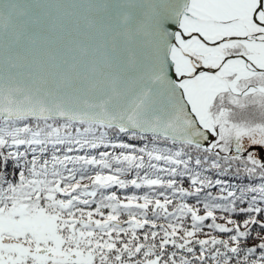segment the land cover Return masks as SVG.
I'll return each instance as SVG.
<instances>
[{
	"label": "snow or ice",
	"instance_id": "snow-or-ice-1",
	"mask_svg": "<svg viewBox=\"0 0 264 264\" xmlns=\"http://www.w3.org/2000/svg\"><path fill=\"white\" fill-rule=\"evenodd\" d=\"M0 264H264V0H0Z\"/></svg>",
	"mask_w": 264,
	"mask_h": 264
}]
</instances>
